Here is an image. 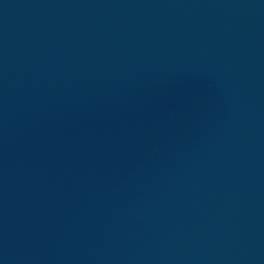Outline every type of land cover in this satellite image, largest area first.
<instances>
[{"label": "water", "instance_id": "water-1", "mask_svg": "<svg viewBox=\"0 0 264 264\" xmlns=\"http://www.w3.org/2000/svg\"><path fill=\"white\" fill-rule=\"evenodd\" d=\"M0 264H264V0H0Z\"/></svg>", "mask_w": 264, "mask_h": 264}]
</instances>
